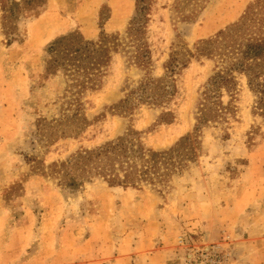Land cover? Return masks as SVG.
<instances>
[{
  "label": "rangeland",
  "instance_id": "rangeland-1",
  "mask_svg": "<svg viewBox=\"0 0 264 264\" xmlns=\"http://www.w3.org/2000/svg\"><path fill=\"white\" fill-rule=\"evenodd\" d=\"M136 2L44 0L11 41L0 20V264H264V118L244 77L235 74L231 96L223 93L233 113L198 132L212 59L189 60L167 105L128 99L115 109L144 79L162 78L174 52L182 59L236 23L264 27L256 16L264 0H151L149 66L131 65L132 49L119 48L77 117L64 79L44 78L51 42L71 33L124 38ZM129 135L153 151L192 136L195 157L157 189L99 178L72 189L53 174L77 153Z\"/></svg>",
  "mask_w": 264,
  "mask_h": 264
},
{
  "label": "trees",
  "instance_id": "trees-1",
  "mask_svg": "<svg viewBox=\"0 0 264 264\" xmlns=\"http://www.w3.org/2000/svg\"><path fill=\"white\" fill-rule=\"evenodd\" d=\"M43 4L44 0H0L4 36L11 41L21 19L36 15ZM136 4V15L124 38L101 34L96 41H88L79 33H71L55 39L47 47L44 78L47 80L60 75L64 79L75 117L81 109V97L88 91L98 89L119 48L132 49L131 65L142 68L149 66L150 51L143 42L151 0H137ZM256 16L264 21L260 10ZM194 47L195 52L182 53V59H178V53L174 52L164 65L165 75L162 78L144 79L115 109L126 108L128 99L155 107L167 105L176 94L174 76L187 66L190 59L196 57L215 60L218 66H215L214 74L202 93L194 130L198 132V128L210 122L222 123L226 115L233 113L230 102L224 105L222 98L223 93L231 96L236 85L235 74L246 80V87L253 97V110L264 118V27L248 29L236 23ZM162 118L169 123L172 113H163ZM54 133L51 135L54 136ZM194 141L192 136L184 137L173 148L153 151L129 135L99 148L77 153L60 165L53 166V174L61 176L60 185L72 189L94 178L102 179L111 187L135 188L145 185L157 189L180 173L186 161L195 157Z\"/></svg>",
  "mask_w": 264,
  "mask_h": 264
}]
</instances>
